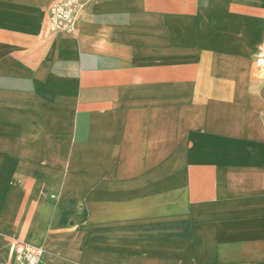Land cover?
Here are the masks:
<instances>
[{
	"label": "crops",
	"instance_id": "1",
	"mask_svg": "<svg viewBox=\"0 0 264 264\" xmlns=\"http://www.w3.org/2000/svg\"><path fill=\"white\" fill-rule=\"evenodd\" d=\"M20 243L264 264V0H0V264Z\"/></svg>",
	"mask_w": 264,
	"mask_h": 264
},
{
	"label": "built area",
	"instance_id": "2",
	"mask_svg": "<svg viewBox=\"0 0 264 264\" xmlns=\"http://www.w3.org/2000/svg\"><path fill=\"white\" fill-rule=\"evenodd\" d=\"M80 5L74 2L56 4L50 9L51 23L57 30H74L80 17ZM43 249L27 243L18 244L15 260L18 264H40Z\"/></svg>",
	"mask_w": 264,
	"mask_h": 264
}]
</instances>
